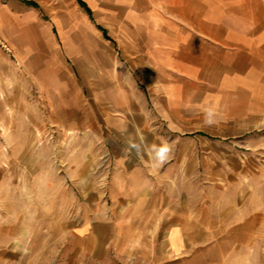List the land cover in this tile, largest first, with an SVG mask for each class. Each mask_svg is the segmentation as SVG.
I'll return each instance as SVG.
<instances>
[{
  "label": "crops",
  "instance_id": "0c3cea01",
  "mask_svg": "<svg viewBox=\"0 0 264 264\" xmlns=\"http://www.w3.org/2000/svg\"><path fill=\"white\" fill-rule=\"evenodd\" d=\"M82 1L0 0L19 65L0 45V78L19 76L0 84L17 91L0 111L31 112L11 150L36 203L0 226V248L36 238L70 264L112 251L264 264V0ZM35 129L56 140L32 146Z\"/></svg>",
  "mask_w": 264,
  "mask_h": 264
},
{
  "label": "rangeland",
  "instance_id": "374dc122",
  "mask_svg": "<svg viewBox=\"0 0 264 264\" xmlns=\"http://www.w3.org/2000/svg\"><path fill=\"white\" fill-rule=\"evenodd\" d=\"M0 45L4 48L7 54H11V59L15 63L16 61L10 48L7 45H3L2 42H0ZM15 65L18 69L19 65L17 62ZM9 76L6 75V77L0 78V84L2 83L3 85L4 83L7 84L19 80L18 73L12 74L10 77ZM15 92L17 91L13 89L7 90L0 88V103H7V101L9 102V98H13V96H15ZM31 96L34 95H29V98H31ZM6 108L8 114H4V109L3 111H0V226L3 225L5 221H16L17 217L21 212H23V209L26 207V205L30 207L36 205V203L23 201L19 195L17 182L20 176L19 157L21 155L14 153L11 150L18 148L23 149L26 145L27 138L21 136V133L26 126L23 127L24 124L17 121V117L18 114L21 115L23 111L26 113H29L30 111H21L19 108L14 106L11 108L9 105H7ZM15 120L17 124L15 129L18 132L16 139L13 140L20 144H17L18 146L13 147L10 144L12 139L7 133L15 125ZM32 135L33 138H31V140L33 141L32 146L34 147L49 146L51 145L52 140H56L52 137V134H47L42 129H35V135L34 131ZM105 159L106 158H104L103 161ZM13 185L16 186L12 188ZM29 211L28 219L35 220V217L33 216L35 211ZM23 245L24 246L21 248L20 243L17 242L15 243V246L13 245V247L9 250L0 248V264H70L69 258L67 257L59 256V258H56L51 242H42L34 238L32 242H24ZM59 245H61V243ZM73 262L74 264H122L121 260L117 258L115 251L110 252L109 256L102 260L84 259L81 257L76 258Z\"/></svg>",
  "mask_w": 264,
  "mask_h": 264
},
{
  "label": "clouds",
  "instance_id": "9594fccd",
  "mask_svg": "<svg viewBox=\"0 0 264 264\" xmlns=\"http://www.w3.org/2000/svg\"><path fill=\"white\" fill-rule=\"evenodd\" d=\"M215 110L213 108H207L205 110V123L211 125L215 122ZM170 149L167 145L159 147L155 153L156 155V167L162 166L167 162Z\"/></svg>",
  "mask_w": 264,
  "mask_h": 264
},
{
  "label": "trees",
  "instance_id": "16d2710c",
  "mask_svg": "<svg viewBox=\"0 0 264 264\" xmlns=\"http://www.w3.org/2000/svg\"><path fill=\"white\" fill-rule=\"evenodd\" d=\"M81 2V4H84L82 0H79Z\"/></svg>",
  "mask_w": 264,
  "mask_h": 264
}]
</instances>
